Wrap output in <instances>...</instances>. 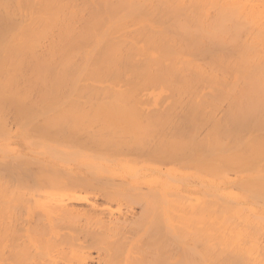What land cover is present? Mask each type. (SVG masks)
Segmentation results:
<instances>
[{"label": "bare ground", "instance_id": "obj_1", "mask_svg": "<svg viewBox=\"0 0 264 264\" xmlns=\"http://www.w3.org/2000/svg\"><path fill=\"white\" fill-rule=\"evenodd\" d=\"M176 261L264 264V0H0V264Z\"/></svg>", "mask_w": 264, "mask_h": 264}, {"label": "rangeland", "instance_id": "obj_2", "mask_svg": "<svg viewBox=\"0 0 264 264\" xmlns=\"http://www.w3.org/2000/svg\"><path fill=\"white\" fill-rule=\"evenodd\" d=\"M144 96H145V98H144V97H142V98L145 99V100L148 98V100H146L147 102L151 100V98H149V97H151V96H150V93H147V96H146V93H145ZM148 96H149V97H148ZM152 98H153V96H152ZM10 118L12 119V117H10ZM11 122H12L13 126H12ZM10 124H11L12 127H15V126H14V122H13L12 120H10ZM23 143H24V144H23ZM25 143H26V141H22L20 144L25 145ZM22 149H23V146H22ZM71 157H72V156H71ZM176 162H177L178 164H176ZM176 162L174 163V165H178V166L181 168L182 165L179 164L178 161H176ZM78 166H80V165H77V167H78ZM178 166H177V167H178ZM184 170H185V168H184ZM188 170H190L189 167L186 168V171H188ZM168 233H169V232H168ZM173 234H174V233H173ZM173 234H172V235H173ZM176 234H178V233H176ZM176 234H175V236H176ZM167 235H169V234H167ZM170 236H171V235H169L168 237H170ZM166 237H167V236H165V238H166ZM177 237H178V236H177ZM174 238H175V237H174ZM174 238H173V239H174ZM169 239L171 240L172 238H169ZM176 239H177V238H176ZM178 239H179V240L181 239L180 236H179ZM170 240H169V241H170ZM174 240H175V239H174ZM171 241H172V240H171ZM167 242H168V241H167ZM173 242H180V241H178V240L176 241V240H175V241H172V243H173ZM168 243H170V242H168ZM168 243H167V244H168ZM170 244H171V243H170ZM176 244H177V243H176ZM179 244H180V243H179ZM171 245L173 246V245H175V244H171ZM172 246H170V248H169V249H171L170 252H169V249H167V250H168L167 256H168V255L170 256V258H169V259H171L170 261H174L175 259L177 260V258H178L180 255H184L183 252H180V250H181L180 248H178V249L175 248V247H179L180 245L177 244V246L175 245L174 248H171ZM167 248H168V247H167ZM178 250H179V251H178ZM168 262H169V260H168ZM167 264H168V263H167ZM170 264H171V263H170ZM172 264H173V262H172ZM174 264H178L177 261H176Z\"/></svg>", "mask_w": 264, "mask_h": 264}]
</instances>
